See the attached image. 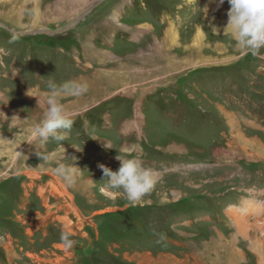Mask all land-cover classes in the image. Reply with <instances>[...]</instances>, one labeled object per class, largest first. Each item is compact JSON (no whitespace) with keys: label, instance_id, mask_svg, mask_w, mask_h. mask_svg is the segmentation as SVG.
<instances>
[{"label":"rangeland","instance_id":"1","mask_svg":"<svg viewBox=\"0 0 264 264\" xmlns=\"http://www.w3.org/2000/svg\"><path fill=\"white\" fill-rule=\"evenodd\" d=\"M198 3L0 0V264H264V48L224 35L228 0ZM72 78L89 91L62 101L82 170L68 187L24 141L47 80ZM125 153L157 181L142 206L104 188L98 165Z\"/></svg>","mask_w":264,"mask_h":264},{"label":"clouds","instance_id":"2","mask_svg":"<svg viewBox=\"0 0 264 264\" xmlns=\"http://www.w3.org/2000/svg\"><path fill=\"white\" fill-rule=\"evenodd\" d=\"M224 2L225 0H218L217 7ZM190 3L194 6L199 5L198 0H190ZM228 3L230 8L227 12L228 20L224 28V35L234 40L238 49L250 53L254 57L260 56V50L264 48V0H228ZM203 9L204 13L208 10L207 7ZM195 11L196 8L193 7V12ZM213 30L219 32L217 28H213ZM19 39L20 34L14 32L9 43H16ZM88 91L89 84L83 78H72L60 83L48 79L47 91L43 97L42 115L32 123L28 129L29 138L24 141L30 145H35L34 154L40 160V164L37 167L43 169L45 166L55 165L51 169L53 175L60 178L68 187L76 185L81 177L82 170L75 166V157H66L64 155L65 149L62 146V142L68 139L74 120L72 112L69 111L62 101L69 96H83ZM0 99H3V97L0 96ZM7 103L8 100L4 104ZM40 103L41 100L38 97L37 105ZM0 118L4 122L9 119L3 111H0ZM26 120H21L18 115H13L8 126L10 128L19 126ZM0 138L3 137L0 136ZM49 139L57 143V151H47L46 145ZM90 139L96 140L99 138L91 135ZM104 147L112 148L108 141H106ZM75 148L77 151L80 150L77 147ZM17 155L23 154L17 152ZM125 156H131V153H125L124 156L117 155L116 159L120 161V167L117 171H112L104 164L98 165L103 172V180L106 181L104 188L107 190H123L124 198L128 202L127 206L129 207L142 206L143 198L154 189L157 182L156 178L153 171L144 167L138 158H125ZM69 159L71 163L64 162ZM153 235L157 236L155 241L157 244H162L166 240L164 234H158L155 230H153ZM71 236L72 233L69 231H61L60 242L65 250H71L76 245V241Z\"/></svg>","mask_w":264,"mask_h":264},{"label":"crops","instance_id":"3","mask_svg":"<svg viewBox=\"0 0 264 264\" xmlns=\"http://www.w3.org/2000/svg\"><path fill=\"white\" fill-rule=\"evenodd\" d=\"M1 108L4 109V108H7V107H6V106H3V107H1ZM3 109H2V110H3ZM6 112H7V111H5L4 113L6 114ZM29 145H30V144H29ZM18 150H19V149H18ZM16 156H17V152H15V154L13 155V157H14L13 160L17 158ZM22 168H27V167H24V166H23ZM59 179H60V178H59ZM67 205H68V204H66L65 207H66ZM70 205H71L70 208H74V206H72L73 203H71Z\"/></svg>","mask_w":264,"mask_h":264},{"label":"bare ground","instance_id":"4","mask_svg":"<svg viewBox=\"0 0 264 264\" xmlns=\"http://www.w3.org/2000/svg\"><path fill=\"white\" fill-rule=\"evenodd\" d=\"M207 2H209V3H211L212 4V2H213V0H207ZM71 206V205H70ZM246 226V225H245ZM244 226H239V230H241L242 228H243ZM245 228V227H244Z\"/></svg>","mask_w":264,"mask_h":264}]
</instances>
